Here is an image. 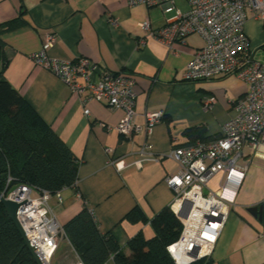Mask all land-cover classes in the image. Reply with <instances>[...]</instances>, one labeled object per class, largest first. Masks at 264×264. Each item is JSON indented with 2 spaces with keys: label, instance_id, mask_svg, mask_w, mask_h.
<instances>
[{
  "label": "crops",
  "instance_id": "obj_1",
  "mask_svg": "<svg viewBox=\"0 0 264 264\" xmlns=\"http://www.w3.org/2000/svg\"><path fill=\"white\" fill-rule=\"evenodd\" d=\"M175 6L182 12L190 8L185 0H175ZM171 14L161 6H129L126 0H0V24L16 19L1 33L7 61L4 67L0 62V77L29 102L79 163L75 184L61 191L62 202L52 197L49 204L61 225L87 207L98 229L110 232L125 253H129L127 242L134 235L141 233L146 239L154 235L149 221L132 222L125 215L136 206L150 220L173 199L165 177L178 166L166 154L173 146L219 136L223 123L235 114V101L247 90V83L234 74L185 80V66L204 40L198 33H190L169 49L151 36L149 31L163 26ZM144 21L149 30L141 26ZM245 31L252 48L264 46V26L257 20L249 18ZM48 33L54 36L50 56H83L102 69L130 73L137 122H144L145 111L162 109L163 118L148 135H120L114 126L123 116L122 109L93 99L83 103L58 77L33 62L31 54ZM209 97L215 101L206 106ZM189 128H202V137L188 134ZM145 139L155 152L165 155L140 168L117 169L110 163L117 157L130 161ZM106 147L112 150L106 152ZM241 163L247 164V170L234 205L203 264H264V219L246 210L264 204V160ZM218 175L215 180H220L222 174ZM59 249L60 264L77 262L79 257L64 232L53 253ZM104 264L115 263L109 258Z\"/></svg>",
  "mask_w": 264,
  "mask_h": 264
},
{
  "label": "built area",
  "instance_id": "obj_2",
  "mask_svg": "<svg viewBox=\"0 0 264 264\" xmlns=\"http://www.w3.org/2000/svg\"><path fill=\"white\" fill-rule=\"evenodd\" d=\"M126 1L129 6H161L172 13L163 26L149 31L169 49L190 33L201 35L204 44L187 62L185 80L234 74L247 83L246 92L234 103V116L223 123L219 136L173 146L166 154L178 166L165 177V182L173 190L170 210L182 224L178 238L166 250L175 264H191L209 258L212 253L247 170V164L241 162L264 160V58L258 55L260 47H251L245 31L249 18L264 26V0H185L190 5L186 12L175 6V0ZM141 26L149 30L147 21L141 22ZM53 41V34L48 33L40 48L31 54L33 62L58 77L83 103L93 99L110 108L122 109L123 116L114 126L120 135L127 138L139 132L148 135L163 118L162 109L145 111L144 122H137L134 79L130 73L102 69L83 56L74 59L50 56L48 49ZM214 101L209 97L205 105ZM84 112L89 114L87 109ZM111 150L105 148L106 152ZM164 155L155 152L152 143L145 139L130 161L123 162L117 157L110 163L117 169L140 168L143 163L158 161ZM219 172L222 176L218 189H208L207 182ZM10 181L9 177L2 196L18 204L16 217L29 245L43 264H51L63 228L49 201L54 197L61 203L63 188L51 193L23 183L10 185ZM75 264L83 263L78 258Z\"/></svg>",
  "mask_w": 264,
  "mask_h": 264
},
{
  "label": "trees",
  "instance_id": "obj_3",
  "mask_svg": "<svg viewBox=\"0 0 264 264\" xmlns=\"http://www.w3.org/2000/svg\"><path fill=\"white\" fill-rule=\"evenodd\" d=\"M16 19L0 24V62L6 65L5 42L1 33ZM202 128H189L202 137ZM208 139L201 138L200 140ZM79 163L71 149L41 118L29 102L3 77H0V190L10 177V185L28 184L54 193L73 186ZM125 218L132 222L149 221L151 238L141 233L128 242L125 253L110 232L102 233L87 207H83L63 225V232L83 264H175L166 250L182 228L169 206L160 209L150 220L139 207ZM198 260L191 264H203ZM0 264H36L0 203Z\"/></svg>",
  "mask_w": 264,
  "mask_h": 264
},
{
  "label": "water",
  "instance_id": "obj_4",
  "mask_svg": "<svg viewBox=\"0 0 264 264\" xmlns=\"http://www.w3.org/2000/svg\"><path fill=\"white\" fill-rule=\"evenodd\" d=\"M206 189L204 190V193H206ZM0 203L3 206V208L5 209L8 217L10 218V220L12 221V223L14 224L17 232L19 233V235L21 236L23 242L25 243V245L27 246L34 262L36 264H43V262L41 261V259L39 258V256L35 253V251L32 249V247L29 245L28 239L22 229V227L20 226L16 214H17V210H18V204L10 199L4 198L2 196V192L0 190ZM246 210L251 213L254 217H257L259 220L264 219V204H255L252 206H247Z\"/></svg>",
  "mask_w": 264,
  "mask_h": 264
},
{
  "label": "rangeland",
  "instance_id": "obj_5",
  "mask_svg": "<svg viewBox=\"0 0 264 264\" xmlns=\"http://www.w3.org/2000/svg\"><path fill=\"white\" fill-rule=\"evenodd\" d=\"M262 45V44H260ZM258 46V45H257ZM254 47V46H253ZM258 55H261L262 58H264V46L260 47L258 50ZM218 174H221L220 172L217 173L216 175H214L211 180H215L216 176H219ZM209 181L207 182V188L210 190H216L219 187V179L217 178V180L215 181ZM57 220L58 222L60 221V217L57 216ZM62 260V251L59 249L57 252L53 253L51 256V264H60Z\"/></svg>",
  "mask_w": 264,
  "mask_h": 264
}]
</instances>
